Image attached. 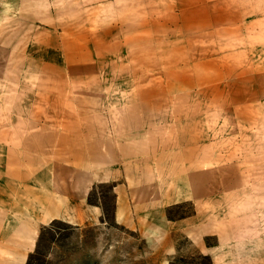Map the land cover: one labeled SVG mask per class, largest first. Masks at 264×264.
I'll return each mask as SVG.
<instances>
[{
    "label": "crops",
    "instance_id": "crops-1",
    "mask_svg": "<svg viewBox=\"0 0 264 264\" xmlns=\"http://www.w3.org/2000/svg\"><path fill=\"white\" fill-rule=\"evenodd\" d=\"M241 53L264 60V0H0V76L30 77L0 104V264H28L53 221L101 222L100 185L115 223L165 257L183 238L211 264H264L263 204L183 143L179 97L209 87L176 85Z\"/></svg>",
    "mask_w": 264,
    "mask_h": 264
},
{
    "label": "rangeland",
    "instance_id": "rangeland-1",
    "mask_svg": "<svg viewBox=\"0 0 264 264\" xmlns=\"http://www.w3.org/2000/svg\"><path fill=\"white\" fill-rule=\"evenodd\" d=\"M253 43L251 39L245 45L252 49ZM249 57L241 53L236 59L211 62L208 67L194 65L192 69L199 73L207 71L210 75L198 74L196 79H181L176 85L209 87L201 94L186 93L179 97L182 101L179 110L187 121L182 125L183 131L188 133L183 143L208 145L214 152L215 162L229 166L228 170L217 173V178L230 180L231 185L249 186L242 189L252 191L258 198H247L245 202H261L264 206V60ZM195 62L200 61L182 59L171 64H182L190 70ZM29 79L0 76V104L12 98L7 94L11 93L13 84L27 83ZM37 82L45 83V77H38ZM201 99L209 100L211 107L201 106ZM195 129L198 139H189V132ZM89 202L103 207L102 221L85 226L51 222L42 229L37 249L28 264H211L209 257L198 253L183 238H178V252L165 257L163 252L153 250L139 233L116 224L112 218L110 185L98 186ZM192 211L187 203L168 208L167 214L173 219L190 215ZM214 242V237L207 239V244Z\"/></svg>",
    "mask_w": 264,
    "mask_h": 264
}]
</instances>
